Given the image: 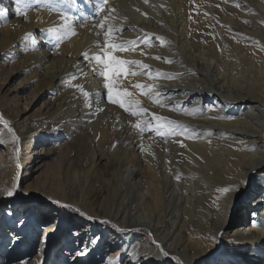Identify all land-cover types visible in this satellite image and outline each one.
Listing matches in <instances>:
<instances>
[{
  "label": "bare ground",
  "instance_id": "1",
  "mask_svg": "<svg viewBox=\"0 0 264 264\" xmlns=\"http://www.w3.org/2000/svg\"><path fill=\"white\" fill-rule=\"evenodd\" d=\"M25 3L31 5L27 18L16 15L15 0H0V8L6 9L0 18V52L20 55L21 62L11 72L22 68L37 85L25 108L33 107L45 93L67 92L69 101L58 110L59 117L74 118L71 122L77 129L84 133L91 128L96 137L88 173L104 165L100 176L93 174L90 181L88 176L72 175L71 199L58 186L73 210L93 220L75 233L77 243L92 241L91 246L76 259L54 258L52 252L64 232L45 226L35 262L91 264L92 250H99L109 233V245L118 247L111 258L131 249L133 256L127 262L133 258L136 264H264V0H107L103 12L98 10L103 0ZM214 9L222 15H213L218 19L212 23ZM60 13L71 18L76 34L56 48L55 33L50 35L49 29L62 28ZM105 17L109 19L102 29ZM109 25L115 42H136L113 54L149 66L130 64L129 73L138 74L119 77V87L132 92L140 107L148 110L139 116L108 103L103 88L99 75L103 66L94 57L103 55ZM28 33L35 46L31 39H23ZM63 83L68 85L65 92ZM136 83L144 85L147 94L134 88ZM152 114L171 117L183 134L169 135L166 126L158 134ZM122 118L133 126L128 127L133 144L129 151L103 145L113 136L109 128H117ZM138 121L151 125V138L159 147L140 144L144 132L136 130ZM24 137L18 136L20 144ZM7 167L10 176L20 170L18 164L0 158V179ZM223 188L229 191H220ZM1 203L0 209L6 205ZM11 209L17 210L13 203ZM247 210L253 211L251 219L241 220ZM26 214L25 222L34 228L44 221L38 213ZM110 225L133 231L132 248Z\"/></svg>",
  "mask_w": 264,
  "mask_h": 264
},
{
  "label": "rangeland",
  "instance_id": "2",
  "mask_svg": "<svg viewBox=\"0 0 264 264\" xmlns=\"http://www.w3.org/2000/svg\"><path fill=\"white\" fill-rule=\"evenodd\" d=\"M217 7L216 5L215 8ZM228 13L227 15L234 14ZM210 15H212L210 21L213 23L218 19L213 15L222 14L218 9H214ZM227 45L228 48L231 47L229 44ZM19 56L9 57L0 52V158L18 164L20 169L10 176L8 166L5 177L0 179V203L6 202V205L1 207L2 210L0 209V264H40L35 260L42 251L45 226L58 227V230L64 232V238L54 248L52 256L76 259L77 254H81L84 248H89L92 244V241L85 244V240L77 243L76 230H80L86 223L93 220L81 210H73L70 207L71 203L68 200L72 197V193H69V190L71 191L70 179L74 173H78L82 178L88 176L90 181L93 179V174L98 175L97 177L100 176L104 165L103 163L98 164L93 172L88 173L91 167L89 162L95 154L96 137L92 136L91 128L84 133L77 129L71 122L74 118L71 117L70 121H65L59 117L60 111L58 110L64 109L69 101L70 96L66 94L67 92L61 96H56V93H45L43 99L38 100L37 103H35L36 100L33 102V107L28 110L25 108L24 103L28 101V98L30 99L37 85L29 80L30 76L22 68H16L11 72V68L21 62ZM63 84L65 86L61 87L62 91H64L63 88L68 87L66 83ZM47 94H50L51 97L47 98ZM164 118L173 121L171 117ZM5 121H7V126H5ZM127 121L122 118L117 128L116 125L114 130L109 128L110 136H113L108 140L105 139L103 145L120 146L129 151L133 145L129 128L132 129L133 126ZM155 124L157 125L156 120ZM141 127L145 130L143 131L144 135L140 138L142 141L140 144L150 149L159 147L158 143L151 138L153 132L151 128L142 125ZM136 130L140 131L138 128ZM20 135L25 136L22 144L18 140ZM110 140L113 143H109ZM145 178L148 179L147 176ZM250 183L253 189V182ZM13 184L17 186V191L12 197H8L6 191ZM58 186L66 190L68 199L62 198L63 194L60 193L61 190ZM53 201H57V203H53ZM11 203L15 205L16 211L10 210ZM27 210L28 213L35 212L43 218L44 223L35 226H38V229L34 228L31 223L25 222ZM244 211L245 209H243V213ZM252 212L247 210V214L241 220L251 219ZM237 219L235 217L233 222L235 223ZM64 221H67L70 227H64ZM110 227L113 232L117 233L120 240L125 241L123 244L127 243L132 248V244H134L133 231L118 230L115 225H110ZM109 237L110 234L106 233L105 238L101 241V248L92 250L91 257L94 262L91 264H136L133 258L132 261L127 262L133 256L131 249L117 259L111 258L118 247L109 245ZM87 255L85 258H88L89 255ZM210 258L213 259L215 256ZM167 259L170 262H176L174 256H167ZM235 259L236 257L232 258L233 261Z\"/></svg>",
  "mask_w": 264,
  "mask_h": 264
},
{
  "label": "snow or ice",
  "instance_id": "3",
  "mask_svg": "<svg viewBox=\"0 0 264 264\" xmlns=\"http://www.w3.org/2000/svg\"><path fill=\"white\" fill-rule=\"evenodd\" d=\"M147 2V0H145ZM107 4V0H103V3L99 5L98 10L103 12L105 10V5ZM15 13L17 16H24L27 18L28 12L31 10V5L26 4L25 0H15ZM238 6V5H237ZM49 11H56L59 12V9H53L49 8ZM111 11H114L112 9ZM60 15L63 17V25L62 28H57V29H49V34L55 33V38L57 40L56 43V48L60 47V43H62L67 37L69 36H74L75 30L73 28L71 21V18L68 17L64 13H60ZM6 16V9L0 8V18H4ZM109 19V17H105L104 21L100 22V28L104 29L105 28V21ZM121 31V30H117ZM113 32L112 26H108L107 29L104 32L105 40H104V46L101 49L103 52V55H96L94 57L95 61L97 64L102 65V69L99 72V75L103 77L104 83H103V88L107 90V100L108 103L113 104V105H118L121 109H123L125 112H129L132 116H139L141 113H145L148 110L143 109L140 107V101L136 100L134 98V94L130 91H128L126 88L121 89L119 87V77L121 75H132L136 76L138 73L137 72H131L129 73L128 65L130 64H139L140 68L147 69L149 66L146 64H141L138 61H128V60H123L118 58L116 55H114V52L117 51H127L129 50L133 45H135V41H129V42H121L117 43L114 40L111 39V34ZM23 39L25 41L31 39V43L33 46L36 44V40L32 38V34L28 33L26 34ZM147 43V41H145ZM87 58V53L83 54ZM156 59H160L159 57H155ZM167 63H171L172 61H165ZM149 78H153L151 76V73H148ZM160 73H157V76H159ZM80 92L87 98L89 97V93L84 90L82 86H78ZM134 88L141 90V94H147L143 91L144 85L140 83H136L133 85ZM148 91H151V86H149ZM89 106H91L89 104ZM152 118L157 121V132L158 134H163L159 132L160 128H163L167 126L168 128V134L169 135H181L183 134L180 131H177L178 128H181L182 126L177 125L175 122L167 120L166 118L163 117H158L155 114H152ZM143 121H138L135 124V127L140 129L141 132H143L145 129L141 127V123ZM5 126H7V121L4 122ZM151 125L149 124V128ZM9 131L11 129L9 128ZM186 132L187 130L184 129ZM17 191V186L13 184V186L6 191V195L8 197H12L15 192ZM222 192H228V188H223L220 189ZM53 203H57V201H53ZM165 256L168 255V253L164 252L163 253Z\"/></svg>",
  "mask_w": 264,
  "mask_h": 264
}]
</instances>
